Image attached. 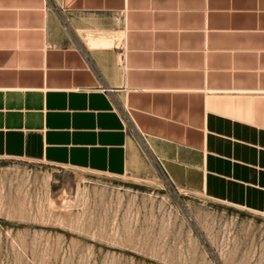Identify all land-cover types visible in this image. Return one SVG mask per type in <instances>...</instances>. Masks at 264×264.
Instances as JSON below:
<instances>
[{
  "label": "crops",
  "instance_id": "obj_1",
  "mask_svg": "<svg viewBox=\"0 0 264 264\" xmlns=\"http://www.w3.org/2000/svg\"><path fill=\"white\" fill-rule=\"evenodd\" d=\"M145 150L264 216V0H0V158L122 177Z\"/></svg>",
  "mask_w": 264,
  "mask_h": 264
},
{
  "label": "rangeland",
  "instance_id": "obj_2",
  "mask_svg": "<svg viewBox=\"0 0 264 264\" xmlns=\"http://www.w3.org/2000/svg\"><path fill=\"white\" fill-rule=\"evenodd\" d=\"M0 264H264V216L176 188L146 150L122 177L0 158Z\"/></svg>",
  "mask_w": 264,
  "mask_h": 264
},
{
  "label": "bare ground",
  "instance_id": "obj_3",
  "mask_svg": "<svg viewBox=\"0 0 264 264\" xmlns=\"http://www.w3.org/2000/svg\"><path fill=\"white\" fill-rule=\"evenodd\" d=\"M143 166H144V164H143ZM144 168V167H143Z\"/></svg>",
  "mask_w": 264,
  "mask_h": 264
}]
</instances>
